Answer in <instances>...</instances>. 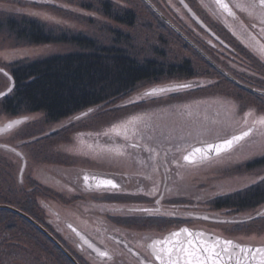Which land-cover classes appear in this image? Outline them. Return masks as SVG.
<instances>
[{"label":"rangeland","instance_id":"rangeland-1","mask_svg":"<svg viewBox=\"0 0 264 264\" xmlns=\"http://www.w3.org/2000/svg\"><path fill=\"white\" fill-rule=\"evenodd\" d=\"M18 1L20 0L9 2L15 4ZM84 1L49 0L51 4L64 6L63 11L41 6V3L37 5L35 2H29L26 11L49 24H56V27L61 24L70 28L67 30L71 32L81 33L87 39H93L101 48L122 49L141 63L154 61L163 65L164 73L140 81L124 98L96 106L82 117H77L82 113L78 112L54 120L44 110L14 114L0 101V124L20 115L28 116L27 120L31 121L0 136L1 143L15 148L16 152L22 154L16 155V152L8 150L10 148L0 146V203L19 205L25 202L28 196H34L41 204L44 201L61 212V201L55 197L54 192L60 197H64V192L57 188L59 184L54 178L66 176L63 186L78 175L79 171L76 169L79 168L137 175L156 164L159 170L157 176L159 175L161 183H166L167 179L168 188L172 187L167 188L164 196L166 200L182 195L189 200L193 198L194 205H183L178 201H172V204L168 205L178 213L185 207L201 213L210 212L213 210L212 206L205 203L211 197L243 189L262 180L264 164H256L250 168L247 166L249 161L264 156V137L259 135L252 136L247 144L242 145V149L238 148L230 157H207L202 162L186 161L183 165L180 161L183 150L189 144H196L197 139H214L208 134V129L219 131L221 136L230 135L242 129L245 113L264 115V59L261 63L248 57L246 69L252 71L248 78L253 84L250 89L241 88L217 71L173 31L167 21L172 22L166 7L169 6L168 1L162 5L163 9L161 8L164 18L145 0H112L114 13H124L126 10L132 12L134 19L131 24L121 22L99 8L98 11L85 10L80 6ZM151 1L158 9L156 2L159 1ZM92 2L97 4L96 0ZM236 2L242 3V0ZM7 7L9 6H4ZM3 20L5 17H2ZM245 21L251 24L252 19L245 16ZM16 35V32L9 30L5 24L0 26V67L10 72L12 65L9 64L23 58L32 61L55 54L91 51L90 47L82 48L71 42L29 43ZM220 61L224 67H230V73L227 72L230 75L238 71L235 67L239 65L231 62V66L225 60ZM169 66H174L172 72H169ZM187 82H197L196 86H203L141 99V94L153 87ZM9 85L8 76L0 72V92ZM129 100H135L136 103H128ZM133 115H141L143 119L136 125H129L127 140L123 135H103L112 125ZM248 119L251 120L252 117ZM63 124L69 126H64L63 131L66 133L60 140H57V136L42 137L44 133ZM133 128L135 132L132 131ZM130 140L140 143L141 146L132 147ZM93 144L105 149L119 146L125 155L84 153L87 152L85 147L90 149ZM62 169L65 175L61 172ZM31 179L56 191H52V194L42 189L28 192L34 185ZM93 205L85 203L83 210L90 212ZM263 207L264 203L247 209L215 211L226 223L197 221L196 224L241 243L264 244V216L241 220L259 213ZM38 214L40 216V212ZM165 225V222L159 221L148 226L163 230ZM171 225L167 229L171 228ZM18 228L11 231L3 225L0 226V264H69L43 232L41 233L45 236L30 228L26 230L22 221L18 222ZM15 241L20 245L10 244ZM253 264H260V258Z\"/></svg>","mask_w":264,"mask_h":264},{"label":"flooded vegetation","instance_id":"flooded-vegetation-1","mask_svg":"<svg viewBox=\"0 0 264 264\" xmlns=\"http://www.w3.org/2000/svg\"><path fill=\"white\" fill-rule=\"evenodd\" d=\"M20 1L25 2L24 0ZM158 1L156 3H158L160 7L158 8L161 11H163L162 5L167 3V1L169 2V6L166 5V7L168 12H170L173 25L171 23L168 24L188 46H191L197 54L208 61L217 71L233 80L239 87L250 89L253 82L249 81L248 74L252 73V71L246 69V61L250 57L254 61L263 63L264 59V56H261L255 50L258 47L256 41L264 44V36L259 34L260 23L258 19L251 17L252 21L249 24V22L245 21V16H250L235 7H233V11L236 13L237 18L228 16L226 13L223 15L217 13L214 16L212 11L203 6L201 0H184V4L188 6L187 8L184 7V4L180 3V0ZM247 1L249 2V0H242L243 4H240L246 5ZM228 2L230 4L238 3L236 0H228ZM203 3L208 4L215 11L212 0H203ZM2 4L3 7L5 5L8 6L7 3ZM26 6L27 4L22 6L23 8L25 7V11L27 10ZM150 7L152 6L150 5ZM189 8L191 11L188 10ZM154 11L158 13L155 9ZM158 14L162 16L161 13ZM241 21L245 27L241 26ZM253 24H255V27L252 26ZM251 36H255L256 40H251ZM220 60H225L230 65L231 62L239 65L235 67L238 71L232 72V75H230V67L228 65L224 67L223 62ZM202 86H196V88H201ZM22 117L28 118V116L22 115L16 118ZM25 121L18 128L31 122L27 119ZM64 126H69V124L56 126L48 133H44L42 137L57 136V140H60L59 138L64 137L66 133L63 131L65 129ZM251 139L252 137H247L232 150L218 154L213 158L230 157L238 148V150L242 149V145L247 144ZM129 144H135L136 147L141 146L140 143L132 142L131 140ZM0 146L11 148L5 143H1ZM82 147L84 148V146ZM143 147L146 148L144 145ZM104 149V147H98V145L93 144L90 149L85 147V151L87 152L84 153H103L105 155L107 153ZM80 151L82 150L80 149ZM183 154L186 153L183 152ZM254 161H249L247 166L249 168L252 167ZM185 163L186 161L181 159L180 164L183 165ZM76 170L79 171L78 175L70 179L71 181H68L63 186L62 184L66 176L54 178L59 184L57 188L62 189L64 192V197H60V195L54 192L55 197H58L59 201H61V212L44 201L42 204L46 208V212L43 214L45 225H43L69 250L80 264H140V261L145 260L149 253L146 248L138 247V243L146 245L150 242L148 240L149 237L163 236L183 226L196 230L203 229L196 224L197 221L222 222L215 220L224 219L216 214L215 211L227 209L212 207L213 210L205 213L186 207L182 211H179V213L176 209H170L168 205H171L172 201L181 202L183 205H194L193 198L189 200L188 197L182 195L179 198L166 200L164 196L167 192L168 180L166 179V183H161L159 175L157 176L159 170L156 164L149 166L147 171L146 169L142 170L137 175L118 174L93 168H79ZM61 172L65 175L63 169ZM93 173L103 174L104 178L113 179L118 187L112 190H100L96 188L95 181L91 178L88 182L83 180L84 174L90 175ZM209 200L206 201V205H209ZM85 203H91L95 206L93 205L90 212H87L85 209L83 210V204ZM112 204L115 206H112ZM133 209H149L150 213L132 211ZM206 217L213 218L214 220L207 219ZM159 221L165 222L166 228L155 230L148 226L156 224ZM170 225L171 228L167 229ZM207 231L212 232L210 230ZM46 237L63 252L51 238L47 235ZM90 244L94 247H90ZM94 248L109 252L112 259L105 261L104 258H100L98 253L94 251ZM65 255L69 258L67 254Z\"/></svg>","mask_w":264,"mask_h":264},{"label":"trees","instance_id":"trees-1","mask_svg":"<svg viewBox=\"0 0 264 264\" xmlns=\"http://www.w3.org/2000/svg\"><path fill=\"white\" fill-rule=\"evenodd\" d=\"M0 1L9 6V8H4L1 7L2 3L0 5V26L5 24L9 30L16 32L18 38L34 44L71 42L82 48L87 46L91 49L90 52L55 54L32 61L23 58L11 63V73L16 85L14 90L0 101L7 110L14 114L21 111L44 110L54 120L69 117L96 106L116 102L128 95L140 81L164 73L165 67L154 61L141 63L125 50L101 48L93 39H87L81 33L71 32L67 30L70 28L61 24L56 27V24H49L31 15L22 9L23 2L21 1H18L19 4L9 2L17 0ZM96 2L95 5L92 0H85L80 3V6L85 10L98 11L101 9L121 22L133 23L132 12L126 10L123 11L124 13H114L112 0H96ZM44 4L55 10L63 11L64 9V6L59 4L47 2ZM2 17H5V20L2 21ZM173 67H167L169 72H172ZM254 93L263 96V94ZM256 164H264V156L255 160L253 165ZM31 180L34 185L28 192L42 189L49 192L48 194L52 193L49 187L34 179ZM208 203L217 209L240 210L256 207L264 203V180L231 193L211 197ZM12 205L45 225L43 220L45 207L37 197L28 196L22 204ZM19 221H22L26 230L30 228L41 233L36 226L21 215L7 209H0V226L3 225L11 231L18 230ZM10 244L20 245L18 241L10 242ZM55 248L69 264H73L57 246Z\"/></svg>","mask_w":264,"mask_h":264},{"label":"snow or ice","instance_id":"snow-or-ice-1","mask_svg":"<svg viewBox=\"0 0 264 264\" xmlns=\"http://www.w3.org/2000/svg\"><path fill=\"white\" fill-rule=\"evenodd\" d=\"M203 6L215 16L217 13L220 15L227 14L228 16L236 17V13L233 11V7L246 12L250 17H255L260 23V35L264 36V0H249L246 5H241L240 3L230 4L228 0H212L215 6V11L208 5L203 3ZM181 4H184V0H180ZM187 8V4H184ZM191 11V9H188ZM193 15H195L193 13ZM241 26L245 27L241 21ZM255 27V24L252 25ZM245 30H247L245 28ZM251 40H256L255 36L250 37ZM258 47L256 51L264 56V44H260L256 41ZM0 72H3L5 76L8 73L4 72V69L0 68ZM10 80V87L8 91L10 92L14 86V82ZM175 89H189L193 87L192 84H180L173 86ZM169 87H159L153 88L149 91L141 94V99L144 97H155L158 94H163L169 92ZM6 93H0V96ZM128 103H136L135 100H129ZM248 117H252L251 120ZM27 117L10 120L0 126V133H8L10 130L17 128L22 124ZM143 117L141 115H133L125 120L112 125V127L103 133L105 136H110L115 134L117 136H124L127 140L129 125H136L142 121ZM243 127L239 134L233 132L230 136H221L219 131L214 132L212 129H208L209 135L214 137L213 140L207 139H197L196 144H189L187 148L183 151L186 154L182 155V159L185 161H203L208 157L209 153L219 154L221 152L230 151L233 149L234 145H239L246 137H252L254 135H259L264 137V115L256 116L252 112L244 114L242 118ZM135 132V128L132 129ZM219 141V142H217ZM199 145V146H196ZM136 147L135 144L131 145ZM9 151L16 152L15 148L8 149ZM108 154H114L116 156L125 155L124 151L119 146L108 147L104 149ZM16 155H22L16 152ZM95 181V186L100 190H112L116 189L118 185L111 178H104L103 174H84L83 180L88 182L89 179ZM264 180V177H261ZM155 191V189H153ZM132 211L150 213L149 209H133ZM226 223V221H225ZM149 243L142 244L138 243V247L146 248L149 255L145 260L140 261V264H231L235 260L236 264H247L249 259L255 260L257 257L260 258V264H264V246L261 247H250L242 245L231 239H227L218 236L214 233H205L200 230H193L188 227H182L178 230L170 231L167 234L159 237H149ZM94 247L93 245H89ZM94 251L98 253L100 258H104L105 261L111 260L112 256L107 251H103L99 248H94ZM243 253V257L240 255ZM251 254V256H249ZM138 255V254H137Z\"/></svg>","mask_w":264,"mask_h":264},{"label":"water","instance_id":"water-1","mask_svg":"<svg viewBox=\"0 0 264 264\" xmlns=\"http://www.w3.org/2000/svg\"><path fill=\"white\" fill-rule=\"evenodd\" d=\"M154 9H156L159 13H161L156 7L155 5L150 1V0H146ZM162 16H164L162 13H161ZM169 21V20H168ZM170 22V21H169ZM173 25V24H172ZM2 68V67H0ZM4 69V68H2ZM4 72L8 73V77H11V81L14 82V86L12 87L11 91L9 92L8 89L10 87V85L3 91H1L0 93H6L5 95H2L0 96V99L4 98L5 96H7L8 94H10L13 89L15 88V79L13 77L12 74H10L6 69H4ZM180 84H192L193 86L197 85V82H187V83H176V84H171V85H165L167 87H169L170 91H176V90H181V89H175L173 86L175 85H180ZM165 86H158V87H153V88H159V87H165ZM151 88V89H153ZM149 89V90H151ZM148 90V91H149ZM255 91H258V92H263V91H260V90H256L254 89ZM90 111H92V109H89L87 111H84L82 113H80L79 115H77V117H82V116H85L86 114H88ZM24 118V117H22ZM16 119H20V118H16ZM14 120V119H13ZM3 125V124H2ZM0 125V126H2ZM13 130V129H12ZM11 131V130H10ZM1 134H4V133H0ZM239 134V133H238ZM247 138V137H246ZM219 142V141H217ZM242 142V141H241ZM199 146V145H198ZM236 146V145H234ZM222 153V152H221ZM220 154V153H219ZM214 155H217L216 153H209L208 154V157H211V156H214ZM24 166H25V163L23 165V168H22V172H23V169H24ZM21 172V174H22ZM0 209H7V210H10V211H13L19 215H21L22 217H24L25 219H27L29 222H31L33 225H35L39 230H41L44 234H46L49 238H51L62 250L65 254H67L69 256V258L73 261L74 264H80L78 262V260L69 252V250L47 229L45 228L39 221H37L34 217H32L30 214H28L27 212L23 211L22 209L18 208L17 206L15 205H12V204H8V203H0ZM264 213V208L262 209L261 212L255 214L254 216H251V217H248V218H245V219H241V220H250V219H254V218H258L260 217L262 214ZM205 218V217H203ZM207 219H211V220H214L213 218H210V217H206ZM215 220H218V221H226L225 219H215ZM183 227H187V226H183ZM182 228V227H181ZM189 228V227H188ZM191 229V228H190ZM195 230V229H193ZM200 231H203V230H200ZM205 233H209V232H206V231H203ZM219 236V235H218ZM222 237V236H221ZM225 238V237H224ZM228 239V238H227ZM235 242H238L242 245H246V246H250V247H261V246H264V244H259V245H253V244H248V243H241L237 240H234V239H231ZM243 257V256H242ZM255 261H259V258L257 257V259L255 260H252V259H249L247 261V264H253L255 263ZM231 264H236L235 260H233L231 262Z\"/></svg>","mask_w":264,"mask_h":264}]
</instances>
